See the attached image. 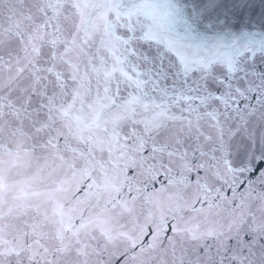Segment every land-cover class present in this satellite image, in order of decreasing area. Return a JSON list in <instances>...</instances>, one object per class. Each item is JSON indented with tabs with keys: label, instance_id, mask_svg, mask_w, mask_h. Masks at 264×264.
<instances>
[{
	"label": "snow or ice",
	"instance_id": "obj_1",
	"mask_svg": "<svg viewBox=\"0 0 264 264\" xmlns=\"http://www.w3.org/2000/svg\"><path fill=\"white\" fill-rule=\"evenodd\" d=\"M246 3L0 0V264H264Z\"/></svg>",
	"mask_w": 264,
	"mask_h": 264
},
{
	"label": "water",
	"instance_id": "obj_2",
	"mask_svg": "<svg viewBox=\"0 0 264 264\" xmlns=\"http://www.w3.org/2000/svg\"><path fill=\"white\" fill-rule=\"evenodd\" d=\"M262 13H264V0H247L243 9V16L249 27L261 19Z\"/></svg>",
	"mask_w": 264,
	"mask_h": 264
}]
</instances>
